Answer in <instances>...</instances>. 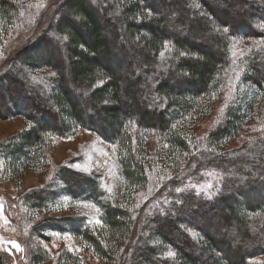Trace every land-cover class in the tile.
<instances>
[{
  "label": "trees",
  "instance_id": "trees-1",
  "mask_svg": "<svg viewBox=\"0 0 264 264\" xmlns=\"http://www.w3.org/2000/svg\"><path fill=\"white\" fill-rule=\"evenodd\" d=\"M220 2L61 0L34 11L20 0H0V59H13L0 61V120L28 121L0 141V176L20 190L26 168L49 162L51 139L86 130L115 145L124 193H131V205L122 204L102 188L100 175L60 167L47 187L24 194L28 213L50 211L66 194L97 205L100 223L47 218L30 228L34 237L49 242L52 233H70L98 258L109 261L113 251L118 264H264V133L236 158L227 148L249 122L264 127V0ZM241 2L251 10H241ZM176 21L186 24L185 34ZM236 25L243 26L241 40L263 44L241 58L223 122L199 139L196 124L225 91ZM9 33H28L27 43L1 47ZM38 71L49 74L39 82L32 76ZM141 72L151 74L150 93L142 91ZM154 135L169 169H181L167 190L140 203L137 193L151 181ZM213 172L216 178H208ZM207 181L210 187L199 189ZM221 226L244 242H232ZM31 239L28 230L27 244ZM49 255L39 246L30 263ZM72 260L82 264L68 250L57 256L58 264Z\"/></svg>",
  "mask_w": 264,
  "mask_h": 264
},
{
  "label": "rangeland",
  "instance_id": "rangeland-1",
  "mask_svg": "<svg viewBox=\"0 0 264 264\" xmlns=\"http://www.w3.org/2000/svg\"><path fill=\"white\" fill-rule=\"evenodd\" d=\"M25 2L27 5L32 6L35 10L40 11L44 4H51L53 2H58L61 0H20ZM215 2L221 3V0H214ZM224 3V2H223ZM241 10L248 12L251 10L249 4L240 3ZM54 11V10H53ZM53 11L48 14L47 20L51 19ZM177 11H171L169 17H171ZM35 15V14H34ZM112 18L111 20H113ZM237 22L235 18L232 20V24ZM48 22L44 23L45 28ZM176 24L181 27L184 31H181V35L187 32L186 24H180L176 21ZM237 29L234 31L235 35L232 40V57L234 61L232 62L226 76H225V86L222 91L223 94L216 101L212 115L206 119L199 121L195 126V132L197 137L203 138L207 136L212 129H214L218 124L223 122L225 117V110L230 102H232L236 85L241 77L243 65L241 63V58L254 46H261L263 43H254L253 41L241 40L242 25H236ZM196 30L197 27L194 26ZM49 31V29H47ZM197 31V30H196ZM192 29H189V33H193ZM49 33V32H48ZM28 33L15 34L5 37L4 42L1 47H4L8 42L14 43V45H25L27 43L26 35ZM50 35V34H49ZM190 35V34H189ZM203 39V38H202ZM29 41V40H28ZM210 46V45H209ZM167 48V47H166ZM166 50V49H165ZM2 53V52H1ZM0 53V56H1ZM7 60L8 58L2 55L1 60ZM8 64L11 63L13 59H8ZM62 61V60H59ZM131 66L134 65L132 61ZM141 71V70H140ZM139 72V69H138ZM264 73V70H262ZM46 71H38L32 73L37 81H42L47 75ZM151 77L150 72H141L140 85L142 91L147 92L149 88H146V81ZM243 90L246 87H242ZM150 93V91H149ZM148 93V97L151 95ZM152 102V101H151ZM28 121L22 116L15 117L7 120H0V141L7 138L25 128ZM264 133V127L260 123L249 122L248 125L242 130L239 135L231 141L227 147L229 153H232V157L236 158L238 152L244 148V144L251 141L255 136H259ZM159 136L154 135L152 141L149 144L150 158L154 161L153 167L148 169V175L150 177V182L147 185V189L140 190L138 194V200L140 203L146 195L155 194L167 190L169 187L167 185L172 184V179L179 173L180 169H169V164L166 163V158L162 150L158 146ZM47 154L49 156V162L40 168L29 169L26 168L21 177L22 183L20 190L17 188L13 179H5V177L0 176V252L2 255V264H31L30 263V253L37 251V248L41 246L45 248L49 253V258L42 264H58L57 256L60 255L62 251H69L74 254V256L80 257L82 264H118L117 254L113 251L110 252L111 259L109 261L98 258L94 255L91 248L80 242L75 236L70 233L56 234L52 233V240L46 242L39 239L37 236L34 237L31 232V227L35 226L36 223L43 221L47 218H63V217H87L91 224H99L101 218V210L93 202L87 200H73L66 194L59 197L57 203L47 212H35L32 211L28 213V209L24 206L23 196L28 191L34 188H44L51 183L52 178L55 176V172L60 167H67L76 172L85 174H98L99 182L102 188L112 197H116L118 201L125 205H131L129 200L128 190L124 193L125 183L121 174L120 165L118 162V156L115 145L106 142L97 134L90 131L79 130L77 135L73 138H61L54 137L51 139L49 148L47 149ZM261 161L264 162V153L261 155ZM3 164V163H2ZM207 173V172H205ZM216 173L208 178H216ZM250 174V173H248ZM257 180L263 179L261 175L256 176ZM192 178H196L193 176ZM199 178V177H198ZM189 181H187L188 183ZM211 185L210 181L202 182L199 189L209 188ZM155 200L153 201L154 204ZM138 204V203H137ZM140 205V204H139ZM133 206V204H132ZM139 207V206H138ZM152 208V207H151ZM150 208V209H151ZM149 209V211H150ZM28 214V216H26ZM29 218H33L30 221ZM12 220V223H11ZM220 229H225V236H229L231 233V228H226V226H221ZM32 237L31 243L27 244V231ZM223 231V230H222ZM232 242L242 243L240 239L234 234H231ZM230 241V242H231ZM124 243H116L122 249ZM76 258V257H75ZM264 259V257H262ZM69 264H77L76 261H71Z\"/></svg>",
  "mask_w": 264,
  "mask_h": 264
},
{
  "label": "water",
  "instance_id": "water-1",
  "mask_svg": "<svg viewBox=\"0 0 264 264\" xmlns=\"http://www.w3.org/2000/svg\"><path fill=\"white\" fill-rule=\"evenodd\" d=\"M0 264H2V255H1V252H0Z\"/></svg>",
  "mask_w": 264,
  "mask_h": 264
},
{
  "label": "snow or ice",
  "instance_id": "snow-or-ice-1",
  "mask_svg": "<svg viewBox=\"0 0 264 264\" xmlns=\"http://www.w3.org/2000/svg\"><path fill=\"white\" fill-rule=\"evenodd\" d=\"M225 31H227V29H225ZM65 39H66V37H65Z\"/></svg>",
  "mask_w": 264,
  "mask_h": 264
}]
</instances>
